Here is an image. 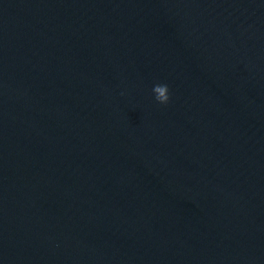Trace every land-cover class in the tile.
Returning a JSON list of instances; mask_svg holds the SVG:
<instances>
[{
    "label": "water",
    "instance_id": "water-1",
    "mask_svg": "<svg viewBox=\"0 0 264 264\" xmlns=\"http://www.w3.org/2000/svg\"><path fill=\"white\" fill-rule=\"evenodd\" d=\"M0 264H264V0H0Z\"/></svg>",
    "mask_w": 264,
    "mask_h": 264
},
{
    "label": "clouds",
    "instance_id": "clouds-1",
    "mask_svg": "<svg viewBox=\"0 0 264 264\" xmlns=\"http://www.w3.org/2000/svg\"><path fill=\"white\" fill-rule=\"evenodd\" d=\"M160 87H163V97L160 95ZM155 100L160 104H167L170 100V92L167 84L156 86L152 90Z\"/></svg>",
    "mask_w": 264,
    "mask_h": 264
}]
</instances>
